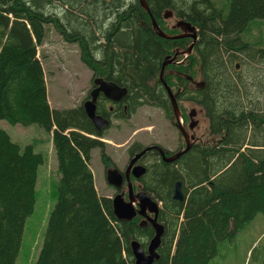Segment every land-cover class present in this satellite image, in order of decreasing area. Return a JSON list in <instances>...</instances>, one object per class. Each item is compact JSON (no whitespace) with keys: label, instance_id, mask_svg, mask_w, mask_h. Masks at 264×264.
Here are the masks:
<instances>
[{"label":"trees","instance_id":"obj_1","mask_svg":"<svg viewBox=\"0 0 264 264\" xmlns=\"http://www.w3.org/2000/svg\"><path fill=\"white\" fill-rule=\"evenodd\" d=\"M146 1L167 32H178L164 28L167 9L197 27L186 63L166 67L183 75L164 79L179 90V102L202 108L208 122L205 140L172 163L155 162L142 178L143 189L162 204L165 232L154 264H211L221 244L264 213V45L253 49L244 39L252 23L264 21V0H230L229 6L227 0L225 12L211 0ZM54 6L62 16L52 14ZM150 13L139 0H0V119L51 132L61 171L36 264H134L131 241L146 249L155 235L137 219H117L112 199L99 195L89 162L93 149L104 148L103 132L83 105L50 106L38 57L53 23L66 40L80 43L90 69L127 88L131 114L148 105L171 116L162 64L190 39L160 37ZM195 65L205 81L201 89L185 76L195 78ZM43 163L33 145L22 147L0 128V264L16 263ZM177 181L182 201L174 198Z\"/></svg>","mask_w":264,"mask_h":264},{"label":"rangeland","instance_id":"obj_2","mask_svg":"<svg viewBox=\"0 0 264 264\" xmlns=\"http://www.w3.org/2000/svg\"><path fill=\"white\" fill-rule=\"evenodd\" d=\"M211 1L217 9L225 12L227 0ZM229 2L230 0L228 6ZM51 12L59 15L58 17L62 16L60 7H52ZM177 19L176 16L163 18L164 28L170 29L169 26L175 25ZM251 25L252 28L245 33L244 39L250 41L251 48L257 49L264 45V21H256ZM38 57L45 71L50 106L64 109L82 105L91 87L92 71L82 59L80 43L66 40L64 34L51 23L47 26L44 43L38 46ZM193 71L195 79L200 80L198 66L195 65ZM178 106L187 126L190 123L189 112L192 108H197V119L200 123L192 132L196 133L198 141L205 140L208 122L204 111L200 112V107L186 101H180ZM168 119L162 109L148 105L139 108L125 120L113 119V125L103 137L106 152L120 170H125L129 160L128 149L133 144L147 146L151 142L159 141L172 149L178 148V145L184 143L182 135L178 134V129ZM0 128L5 129L22 147L33 145L35 151L44 157V163L39 167L35 209L26 220L21 248L15 263L36 264L49 218L58 203L61 171L52 133L37 124L25 127L10 124L2 119ZM167 140L170 142L167 143ZM89 164L99 195L114 196V188L110 187L106 180L100 148L93 149ZM263 259L264 213H259L237 232L233 240L220 245L218 255L211 264H260Z\"/></svg>","mask_w":264,"mask_h":264},{"label":"water","instance_id":"obj_3","mask_svg":"<svg viewBox=\"0 0 264 264\" xmlns=\"http://www.w3.org/2000/svg\"><path fill=\"white\" fill-rule=\"evenodd\" d=\"M141 6L150 13L149 7L147 5L146 0H139ZM151 14V13H150ZM174 16L172 10H166L164 13V18H171ZM152 26L155 32L165 39H179L183 37H190L192 39V43L189 45L187 49V53H191L195 43L197 42V29L195 25L186 20H177L174 25L175 28H181L183 33L178 35H172L166 33L157 23L155 17L151 14ZM174 62V58L169 56L165 57L164 62L162 64L160 79L164 82V85L167 89V93L171 99L172 107L174 110V116L178 128L186 140L185 148L179 150L175 154L171 156L166 155V151L163 150L160 146H151L143 150L141 153L137 154L128 165L125 172H122L120 169L116 167H109L106 173L107 182L120 189L123 187L125 182V177L128 182V191L129 198L126 199L124 192H119L112 200L113 205V213L117 219L124 222H131L134 220L136 216H141L142 220L139 223L141 227H147L151 225L155 231L154 237L149 242L147 248L145 249L141 242L137 239H133L130 243V247L132 250V254L134 256V264H154V262L159 258L158 248L161 245L162 236L165 232V227L162 223L159 222V213H160V205L159 203L152 198V196L147 193L142 187L137 193L133 190V184L131 181V174L135 176V178H141L147 171L146 167L141 164H136L139 158L145 154L147 151L151 149H157L161 152L163 159L166 162H173L178 159L182 154L187 152L194 144V135H190V130H195L199 127V119H197L198 111L197 108H192L189 112L190 123L188 126L185 125L183 116L180 112L177 94L173 93L169 85L164 81L165 68L167 65ZM187 79H189L196 88H203L205 86V81L200 79H194L190 75H185ZM94 83L96 84V88L91 92V99L84 102V109L92 121L93 125L98 131H103L104 129L110 126V120L105 118L104 116L97 114L96 112V102L98 95L101 92L114 101L121 100L127 94V88L121 87L115 82H108L103 80L102 78L95 79ZM181 182L177 181L175 185L174 198L176 200H183V192L181 188Z\"/></svg>","mask_w":264,"mask_h":264},{"label":"flooded vegetation","instance_id":"obj_4","mask_svg":"<svg viewBox=\"0 0 264 264\" xmlns=\"http://www.w3.org/2000/svg\"><path fill=\"white\" fill-rule=\"evenodd\" d=\"M180 20H182V19H180ZM169 28H170V30L177 29V28L174 27V25H170ZM177 31H178L177 33H170V32H168V33L169 34H172V35H178V34L183 33V31L181 29L180 30L177 29ZM179 39H190V42L188 44H186V46H184L183 48H180L179 46L174 47L172 49V51H173L174 54L172 56L171 55H167V56H169L171 58H174V62L173 63H175V64L176 63H179V64L180 63L181 64L186 63V61L188 60V58L193 53V50H194V47H195V45H194L191 53H187L186 51H187L189 45L192 43V39L190 37H183V38H179ZM178 56H182V57H180L181 59L177 60L178 59ZM173 63H171V64H173ZM91 71H92V77H91V81H90L91 82V87H90V89H89V91L87 93V96H86L85 101L91 99V92H92L93 89H95L97 87L96 84L94 83L95 79L102 78L105 81L113 82L112 80L108 79L107 77H104V76L98 74L95 70H92L91 69ZM165 74H168V75H171L173 77H176L177 79H179V77H181L183 75L182 74V71L176 70L174 68L169 69V70L165 68ZM165 74H164V76H165ZM162 83L164 85V82L163 81H162ZM166 83L168 84L167 81H166ZM192 85L194 86L193 83H192ZM164 87H165V85H164ZM165 89H166V87H165ZM171 90H172V92L174 94L175 93H178V91H179V90L178 91L177 90L174 91L173 89H171ZM166 94H167V97L169 98V100H171L170 97H169V95H168V93H167V89H166ZM127 95H128V92H127V94L121 100L114 101V100H111L110 98H108L104 94V92H101L98 95L97 102H96L97 114H99L98 113V110L102 111L104 115H102V114H100V115H102L105 118L109 119L110 122H111L110 125L112 126L113 125V119H116L117 118L119 120H125L126 118L131 117L139 108H141L143 106H146V105H143V106L139 107L133 114H131L129 112V100L127 99ZM177 96H178V94H177ZM157 108H159V107H157ZM159 109H162L165 112L166 117L169 118L168 120H170L171 123L178 129V127L176 125V122L174 120L173 111L171 112V116H169V114L166 112V110L164 108H159ZM200 112H202V110H200ZM190 131H189L190 132V135H194L193 141H196L197 138H198L197 135H196V133H193L192 132L193 130H190ZM99 132H101V133L103 132L102 133L103 135L100 136V137H98V138H99V140H101V141L104 142L103 137H105V132L106 131H99ZM178 134L181 135V133L179 132V129H178ZM182 138H183V142L184 143L181 144L180 146L178 145V148H176V149H172V147L166 146V145L160 143L159 141L151 142L147 146H143L141 144H133V145H131L129 147V149H128V158H129L128 164H127L125 170H121V171L122 172H125L126 169H127V167H128V165L130 164L131 160L137 154L141 153L143 150H145L146 148L151 147V146H155V145L156 146H160L163 150L166 151V155L167 156H171V155L175 154L178 150H181V149L185 148V146H186V140L183 137V135H182ZM179 140H180V137H179ZM169 142L170 141L167 140V143H169ZM100 151H101V160H102V163H103V165L105 167V173H107V169H108V167H110V166H108V163L111 162L112 163V166H117V165L115 164L114 161H112L110 154L106 152L105 145H104V148L103 149L100 148ZM161 160L165 161L163 159L162 155H161V152L159 150L153 148V149L147 151L145 154H143L139 158V160L136 162L135 165L141 164V165L145 166L146 169H148V167H150L151 165H153L155 162H159ZM169 163H172V162H169ZM142 178H135V176H133L131 174V181H132L133 190H134L135 193H137L139 190H141V187L143 188ZM127 185H128V182H127V179L125 177V182H124V185H123L122 188L118 189V188H116L114 186H110V187L114 188V191L115 192H114V196L109 197V198L110 199H113L116 196L117 193L124 192L125 198L128 199L129 198V191H128ZM135 219H137L138 222H141L142 217L138 215V216H136L134 218V220ZM142 228H146V227H142Z\"/></svg>","mask_w":264,"mask_h":264},{"label":"bare ground","instance_id":"obj_5","mask_svg":"<svg viewBox=\"0 0 264 264\" xmlns=\"http://www.w3.org/2000/svg\"><path fill=\"white\" fill-rule=\"evenodd\" d=\"M148 4V3H147ZM149 6V5H148ZM150 10V9H149ZM151 12V11H150ZM197 28V27H196Z\"/></svg>","mask_w":264,"mask_h":264}]
</instances>
